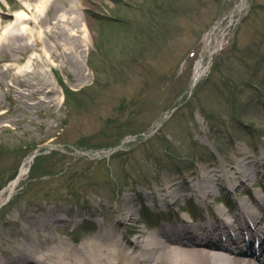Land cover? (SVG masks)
Returning <instances> with one entry per match:
<instances>
[{
  "label": "rangeland",
  "instance_id": "obj_1",
  "mask_svg": "<svg viewBox=\"0 0 264 264\" xmlns=\"http://www.w3.org/2000/svg\"><path fill=\"white\" fill-rule=\"evenodd\" d=\"M0 2L8 12V0ZM89 3L77 13L95 23L92 50L82 61L86 79L62 58L48 62L46 50L37 47L26 57L38 60L29 67V59L22 60L15 73L28 85L48 82L56 92L51 107L37 105L43 95L25 94L21 101L38 108L12 112L0 92V116L7 113L0 119V194L33 156L0 208V260L8 264H15L8 250L29 235L24 226L39 234L44 220L56 238L77 250L99 235L106 220L124 218L131 251L139 231L164 224L152 214L171 209L173 215L192 196L197 170L220 176L216 165L230 170L240 152L253 159L264 153V0ZM220 20L211 51L204 54L206 74L192 88L204 38ZM25 27L30 28L20 24L21 33ZM262 165L261 160L242 167L251 174L240 186L250 191L239 192L242 199L263 191L254 181L263 176ZM166 181L177 184L168 208L149 201ZM218 184L224 191L213 183L217 195L232 192L221 176ZM173 191L181 195L178 206L171 204ZM147 200L142 211L139 202ZM194 204L208 216L204 201ZM216 204L215 209L224 207ZM123 205L134 211L137 230L121 213ZM53 248L51 242L44 247Z\"/></svg>",
  "mask_w": 264,
  "mask_h": 264
},
{
  "label": "bare ground",
  "instance_id": "obj_2",
  "mask_svg": "<svg viewBox=\"0 0 264 264\" xmlns=\"http://www.w3.org/2000/svg\"><path fill=\"white\" fill-rule=\"evenodd\" d=\"M73 2L74 0H8L10 5L8 12L0 10V92L13 105L12 112L19 108L28 109V103L21 101V96L25 94L43 95V98L38 101L37 105L39 106L44 105L50 108L54 103L52 95H55L56 92L48 82L40 80L35 86L28 85L24 75L15 73L16 64L21 63L22 60L29 59L28 67L33 60H38V56L26 57L28 50H35L37 47L45 49L47 52L45 59H49L48 62H56L62 58V61L66 60L67 65H73L79 79H86L82 61L85 60L86 54L89 56L92 50V42L96 37L95 23L86 15L82 18L77 14L79 11L85 10L86 5L91 6L89 0L79 1V4H72ZM35 3L38 4L34 6ZM0 8L3 10L1 3ZM20 24H28L30 28L25 27L27 30L21 33ZM218 29L219 27H214L204 38V50L196 66L192 88H195L206 74L204 54L211 51L212 42ZM57 68L58 66L53 65L56 75L59 72ZM16 79L20 83H16ZM60 82L61 86L68 91L69 86L64 80L60 79ZM1 104L0 101V107ZM29 108L36 109L38 107ZM6 114L2 113L0 119ZM238 157H240L238 162L235 161L236 165L233 164L230 170H226L223 165H216L220 176L230 186L234 194H238L240 186L245 184L247 179L250 180L251 174H248L242 167L259 164L261 160L264 162V153L257 159L242 152L238 154ZM32 161L33 156L26 160L20 176L1 192L0 208L5 202V196L13 194ZM210 173L212 171L210 172L208 168L197 170L196 176L192 180V182L197 181L192 188L193 198L207 204H212V199L218 196L212 184L215 183L216 190L221 188L218 184L220 176L217 174L213 176ZM185 181L189 180L185 179ZM176 185V182L166 181L161 189L155 190V201L161 205H168L167 199L171 197L169 193ZM172 194L174 200L171 204L178 206L181 202V195L176 191H173ZM255 195V207H252L250 202L242 200L241 208L230 215L238 222L235 225L230 223L233 226V231H239L238 237L229 235L232 231H226V228L230 227L229 224L206 222L190 226L185 222L184 228L176 226L164 230L165 227L162 226L157 231H139L140 236L132 241L133 250L129 251L110 236V233H114L116 229H121L122 225L126 224L122 218L116 220L115 223L106 220L100 226L99 235L87 239L79 249L74 250L69 249L64 240L56 238L52 227L48 225V220H44L41 227L43 229L39 234L29 231L28 227L24 226L23 232L29 235L27 237L22 235L23 239L15 242L8 251L15 264H259L257 261L233 251L220 241L213 243L204 237L201 238L210 232L213 235L219 229L231 243L244 242L246 244L250 242L256 247V242L252 238L250 240L243 236L246 230L247 234L258 235L260 239L264 240V193L258 192ZM121 213L126 216L133 231L137 230L138 223L134 218V211L123 205ZM58 221L62 220L58 219ZM174 224L176 225V223ZM162 230L166 234H163ZM44 232H47L45 236ZM42 236L45 238L43 239ZM218 238L222 240L220 234ZM194 239L195 241H190ZM48 242L55 245L52 251L44 249ZM130 246L128 244L129 248H131ZM0 264H8V262L0 260Z\"/></svg>",
  "mask_w": 264,
  "mask_h": 264
}]
</instances>
